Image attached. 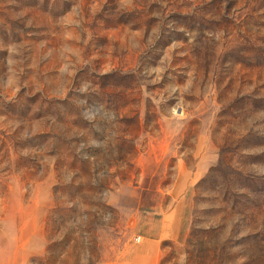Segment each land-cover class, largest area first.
<instances>
[{"label":"rangeland","instance_id":"374dc122","mask_svg":"<svg viewBox=\"0 0 264 264\" xmlns=\"http://www.w3.org/2000/svg\"><path fill=\"white\" fill-rule=\"evenodd\" d=\"M264 264V0H0V264Z\"/></svg>","mask_w":264,"mask_h":264},{"label":"crops","instance_id":"0c3cea01","mask_svg":"<svg viewBox=\"0 0 264 264\" xmlns=\"http://www.w3.org/2000/svg\"><path fill=\"white\" fill-rule=\"evenodd\" d=\"M154 264H155V262H154Z\"/></svg>","mask_w":264,"mask_h":264}]
</instances>
